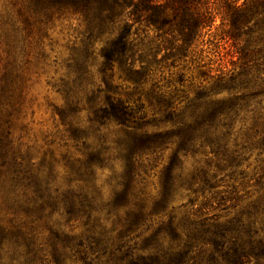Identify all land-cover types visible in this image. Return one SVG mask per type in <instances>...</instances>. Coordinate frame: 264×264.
<instances>
[{"label":"trees","instance_id":"1","mask_svg":"<svg viewBox=\"0 0 264 264\" xmlns=\"http://www.w3.org/2000/svg\"><path fill=\"white\" fill-rule=\"evenodd\" d=\"M18 1L33 16L71 14L85 26L84 55L61 85L67 118L77 111L72 95L94 86L87 83L89 48L105 37L103 87L87 97L91 131L70 124L82 154L69 167L76 190L53 188L18 146L0 137V198L10 215L0 226V264H264V159L250 177L244 166L252 152L264 156V118L257 111L264 92L238 94L237 77L220 66L199 73L190 91L183 75L164 85L153 78L160 63L185 56L209 35L217 16L228 26L221 40L239 50L247 38L257 47L250 54L264 56V0H223V15L213 0ZM136 25L160 43H136ZM162 50L170 53L158 59ZM115 67L129 93L113 86ZM223 92L228 95L219 97ZM151 122L169 128L148 134L143 128ZM107 125L117 128L111 139L100 133ZM164 152L149 205L142 184ZM189 157L199 161L185 173ZM99 171L109 173L105 201ZM226 181L233 183L229 192L219 191ZM176 197L183 200L175 207ZM56 218L82 231L65 233Z\"/></svg>","mask_w":264,"mask_h":264},{"label":"rangeland","instance_id":"2","mask_svg":"<svg viewBox=\"0 0 264 264\" xmlns=\"http://www.w3.org/2000/svg\"><path fill=\"white\" fill-rule=\"evenodd\" d=\"M215 8L223 15V0H213ZM221 16H217L214 29L204 36L184 54L177 58L168 57L155 68L153 78L164 85L167 81L177 83L183 75L184 90L190 91L201 79L199 73L209 68L222 67L229 74L237 77L240 85L238 94H257L264 92V56L250 52L257 47L244 38L235 49L230 42L221 40L228 31V26H221ZM132 38L154 48L160 40L143 25L132 28ZM85 26L71 14L54 13L49 17L33 16L24 10L18 0H0V137H7L14 146H18L20 156L25 162L34 164L45 177H50L53 188L60 191L76 190L75 184H69V167L82 159L80 147L72 139L71 125L90 132L88 119L91 116L90 104L87 102L89 92L100 87V69L102 67L101 49L105 37L92 43L87 60V86L83 91L72 95L77 100V111L67 118V107L62 91V81L69 75L84 53ZM202 50V52H201ZM169 51H161L158 59ZM172 54H177L175 51ZM242 55V57H241ZM204 66V67H201ZM212 74H215L213 71ZM113 86L119 93H129V84L119 78L117 67L114 68ZM96 86V87H95ZM103 87V85L101 86ZM223 92L219 97H226ZM263 99V98H259ZM259 110V111H258ZM257 111L264 118V103ZM150 116L148 115V119ZM71 124V125H70ZM169 126L150 123L143 131L151 134L168 129ZM117 130L113 125L100 129L101 135L111 139ZM169 152L161 155L154 168L148 171L142 184L146 202L150 205L157 196L158 173L166 162ZM257 152H252L244 164L247 176H252L263 166ZM199 158H187L183 163L185 173L190 172ZM107 171L97 172V186L101 189L104 201L111 197L106 181ZM241 181L237 184V186ZM232 182L221 184L219 191L229 192ZM252 185V182L248 184ZM241 190V187H239ZM176 197L175 207L182 201ZM199 199L194 210L201 206ZM185 201V200H184ZM10 215L0 198V226L9 224ZM61 230L78 234L82 231L77 223L65 224L56 218ZM140 244V243H139ZM69 264V262L67 263Z\"/></svg>","mask_w":264,"mask_h":264}]
</instances>
